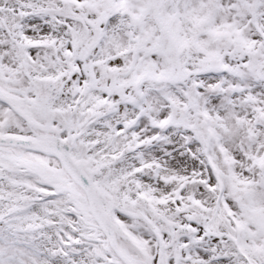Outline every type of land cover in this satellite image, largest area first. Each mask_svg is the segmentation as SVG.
Wrapping results in <instances>:
<instances>
[{
    "label": "snow or ice",
    "instance_id": "1",
    "mask_svg": "<svg viewBox=\"0 0 264 264\" xmlns=\"http://www.w3.org/2000/svg\"><path fill=\"white\" fill-rule=\"evenodd\" d=\"M0 264H264V0H0Z\"/></svg>",
    "mask_w": 264,
    "mask_h": 264
}]
</instances>
